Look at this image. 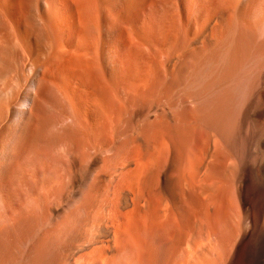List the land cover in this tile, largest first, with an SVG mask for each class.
I'll return each mask as SVG.
<instances>
[{"label":"bare ground","instance_id":"6f19581e","mask_svg":"<svg viewBox=\"0 0 264 264\" xmlns=\"http://www.w3.org/2000/svg\"><path fill=\"white\" fill-rule=\"evenodd\" d=\"M0 264H264V0H0Z\"/></svg>","mask_w":264,"mask_h":264}]
</instances>
